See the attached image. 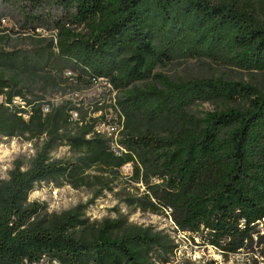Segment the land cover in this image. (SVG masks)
<instances>
[{"label": "trees", "instance_id": "trees-1", "mask_svg": "<svg viewBox=\"0 0 264 264\" xmlns=\"http://www.w3.org/2000/svg\"><path fill=\"white\" fill-rule=\"evenodd\" d=\"M1 5L19 19L0 27V138L32 141L35 154L0 179V264H173L180 246L165 230L130 222L120 209L114 218L87 214L120 185L127 162L136 191L115 194L129 209L165 215L171 208L179 231L201 234L224 258L256 248L264 257V93L247 82L173 80L157 71L177 59L264 71V0ZM99 80L116 92L114 103L52 100ZM199 101L226 108L198 115ZM110 109L124 117L121 155L96 131ZM62 146L69 157L54 155ZM42 182L85 187L91 197L50 212L29 200Z\"/></svg>", "mask_w": 264, "mask_h": 264}, {"label": "rangeland", "instance_id": "rangeland-1", "mask_svg": "<svg viewBox=\"0 0 264 264\" xmlns=\"http://www.w3.org/2000/svg\"><path fill=\"white\" fill-rule=\"evenodd\" d=\"M0 0V27L11 29L14 28L18 15L12 9H2ZM5 22H2V19ZM42 32L41 29H38ZM46 34L45 32H43ZM168 75L171 79H195V78H215L225 79L228 81L247 82L255 85L264 93V71L257 70H242L239 68L227 66L223 63H218L210 59H177L169 63L165 67L157 69ZM68 75V74H67ZM75 95L66 94L62 96L60 93L54 95L52 100L56 103L63 98L72 97L75 100L83 102L86 106L94 101L101 99L106 103H113L116 92L112 90L110 85L104 80H99L89 88H83L76 91ZM14 103L23 105L19 97H16ZM231 107L232 105H226ZM226 108L220 102H204L199 101L193 107L192 111L198 115L203 113L221 110ZM109 117H114L112 109L108 111ZM100 115V113L98 114ZM104 122H101V124ZM35 154V148L32 141H28L19 137H2L0 138V179L8 178L9 171L14 167V163L20 160L28 163L31 157ZM70 152L68 147L62 146L54 155L56 157H69ZM133 174V173H132ZM131 174V176H132ZM120 185L113 192L105 191L103 195L95 199L87 208V214L91 219H103L106 217L114 218L117 216V210L120 209L124 214H128L130 222L142 225H152L158 230H165L170 233L179 244V250L174 258L173 264H205L208 261H215L218 264H264V257L260 255V250L256 248L254 252H240L231 255L229 258L224 256L213 246L209 245L202 235H191L188 232L177 230L173 224V220L166 214L158 215L150 212H142L140 210L133 211L127 207L124 202L119 201L116 191L131 190L135 192V185H128L131 181V176H124L120 168ZM143 187L141 184H136ZM91 197V192L85 188L75 189L70 185L64 184L61 187H56L50 183H39L34 191L30 193V201H38L46 205L50 212H61L70 209L80 203H86ZM261 233L264 234V220L258 226ZM42 264H49L43 262Z\"/></svg>", "mask_w": 264, "mask_h": 264}, {"label": "built area", "instance_id": "built-area-1", "mask_svg": "<svg viewBox=\"0 0 264 264\" xmlns=\"http://www.w3.org/2000/svg\"><path fill=\"white\" fill-rule=\"evenodd\" d=\"M2 22H5L4 18L2 19ZM67 74L71 75L72 73L68 72ZM108 85H110V84H108ZM110 87H111V85H110ZM2 101H3V97L0 96V102H2ZM114 101H115V99H114ZM114 101H113V103H114ZM23 104H24V102H23ZM48 110H49V106L45 105L44 106V112H47ZM118 112H119L118 115H120V116L115 115L114 117H111V116L109 117V115H107L108 122H104L102 124L99 123V125H97V127H96V131L105 134L106 137H108L110 139L111 148L115 151L116 154L121 155L123 153H126L127 149L124 148L123 146H121L118 142V139L120 137V131L122 130L123 123H124V119H123L124 117H123L122 113L120 111H118ZM25 117H28V114H25ZM77 117H78V113L73 112V118L76 119ZM121 173L124 176H131V174L133 173V163L127 162V163L123 164L121 166ZM165 211H166V214L168 215V217L171 218L172 209L168 208ZM171 220H172V218H171ZM173 224L178 230V227L176 226V224L174 222H173ZM176 255H177V252H176ZM54 264H58V263L56 261H54Z\"/></svg>", "mask_w": 264, "mask_h": 264}]
</instances>
